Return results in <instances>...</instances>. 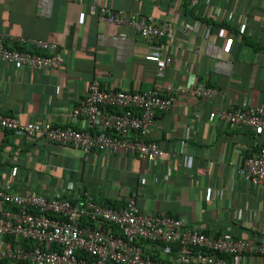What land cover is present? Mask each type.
I'll return each instance as SVG.
<instances>
[{
    "label": "crops",
    "instance_id": "obj_1",
    "mask_svg": "<svg viewBox=\"0 0 264 264\" xmlns=\"http://www.w3.org/2000/svg\"><path fill=\"white\" fill-rule=\"evenodd\" d=\"M92 6L171 21L172 37L160 40L162 53L174 55L165 76L158 77L155 63L146 59L148 38L130 26L101 21ZM0 33L9 42L55 44L63 58L56 69L0 62V113L22 123L85 125L71 112L95 79L110 92L165 91L171 83L219 92L211 98L177 95L171 110L154 112L148 138L165 154L152 165L133 154L85 153L42 136L0 130V189L75 200L87 190L115 209L133 197L143 212L180 218L193 230L264 240V184H250L237 171L244 157L257 154L262 136L246 126L232 128L221 116L244 105L264 107V0H0ZM229 38L233 44L225 52ZM20 46L31 49L29 43ZM5 209L14 208L0 202V213ZM142 244L145 252L176 264L169 245ZM16 246L0 236V264H30L2 255ZM262 263L245 254L236 264Z\"/></svg>",
    "mask_w": 264,
    "mask_h": 264
},
{
    "label": "built area",
    "instance_id": "obj_2",
    "mask_svg": "<svg viewBox=\"0 0 264 264\" xmlns=\"http://www.w3.org/2000/svg\"><path fill=\"white\" fill-rule=\"evenodd\" d=\"M91 12L101 21L130 26L148 38L150 49L146 59L155 63L158 77L165 76L174 55L171 51L166 55L162 53L160 40L172 37L171 21L158 22L152 15L115 11L107 6H92ZM84 17L81 13L80 23L84 22ZM186 26L192 29L191 25ZM8 40L0 33V62L9 63L16 69L24 66L36 70L56 69L63 63L55 44L44 40L29 42L23 38ZM27 43L31 49L20 46ZM232 44L233 39L229 38L223 50L230 52ZM191 92L199 98H211L219 93L204 84L189 87L172 83L165 91L110 92L102 89L95 79L84 102L74 106L71 112L85 125L55 127L37 121L22 123L17 116L0 113V130L15 131L25 137L42 136L73 145L85 153L99 150L111 155L133 154L152 165L163 160L165 154L158 142L148 138L154 112L171 110L177 95L186 96ZM115 108L121 109L122 113L116 112ZM221 116L232 128L246 126L262 136L257 154L244 157L237 171L250 184H264V107L244 105L242 109L224 111ZM16 169L13 168V174ZM81 197L73 202L66 196L48 198L0 189V202L14 208L0 213V236H14L21 242L28 239L33 243L28 248L22 244L8 248L2 255L30 264H170L147 254L139 243L144 241L169 247L177 244L176 264H236L245 254L258 256L264 264V240L252 242L235 237L229 231L209 235L193 230L180 218L143 212L133 197L120 209L101 204L87 190ZM82 218L97 225L82 226ZM105 223L116 225L120 233L115 234L111 226L102 227ZM80 253L86 256H80Z\"/></svg>",
    "mask_w": 264,
    "mask_h": 264
},
{
    "label": "trees",
    "instance_id": "obj_3",
    "mask_svg": "<svg viewBox=\"0 0 264 264\" xmlns=\"http://www.w3.org/2000/svg\"><path fill=\"white\" fill-rule=\"evenodd\" d=\"M20 48V47H19ZM21 49V48H20ZM72 201L73 202H76V200L75 199H72ZM80 223H81V225L82 226H84V225H86V223H91V222H89V221H87V219H85V218H83V219H81V221H80ZM91 226H95L93 223L91 224ZM109 226H111V228L113 229V232L115 233V234H118V233H120V230L118 229V227L116 226V225H110V224H103L102 225V227H104V228H106V227H109ZM6 238L7 239H9L10 240V242L12 243V245L13 246H16V245H19V244H21L22 243V245H24L26 248H28L30 245H32L33 243H32V241L31 240H28V239H26V240H23V242H21V241H19V242H16V238L14 237V236H6ZM140 243V245H143L142 244V241H140L139 242ZM144 247V246H143ZM145 248V247H144ZM171 248H172V250L173 251H177L178 250V245L177 244H172L171 245ZM147 253V252H146ZM149 253V252H148ZM147 253V254H148ZM149 255L152 257V258H154V259H158L159 257L157 256V255H153V254H150L149 253ZM80 256H86V254H84V253H80ZM225 257H228V255H224ZM88 257V256H87ZM165 261H169V260H165ZM169 263H170V261H169ZM171 264V263H170Z\"/></svg>",
    "mask_w": 264,
    "mask_h": 264
}]
</instances>
